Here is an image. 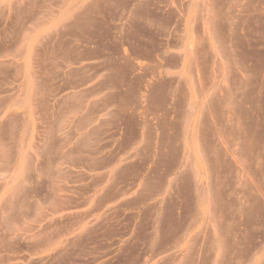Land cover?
<instances>
[{"label": "rangeland", "instance_id": "obj_1", "mask_svg": "<svg viewBox=\"0 0 264 264\" xmlns=\"http://www.w3.org/2000/svg\"><path fill=\"white\" fill-rule=\"evenodd\" d=\"M0 264H264V0H0Z\"/></svg>", "mask_w": 264, "mask_h": 264}]
</instances>
